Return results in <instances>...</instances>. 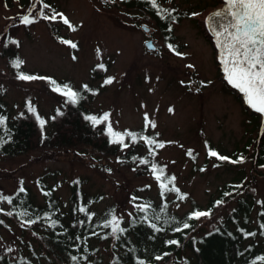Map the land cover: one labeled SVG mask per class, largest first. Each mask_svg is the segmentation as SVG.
I'll list each match as a JSON object with an SVG mask.
<instances>
[{
  "label": "rangeland",
  "instance_id": "374dc122",
  "mask_svg": "<svg viewBox=\"0 0 264 264\" xmlns=\"http://www.w3.org/2000/svg\"><path fill=\"white\" fill-rule=\"evenodd\" d=\"M24 1L0 0V97L13 113L22 109L27 99L35 100L46 114L59 106L66 95L51 86L50 76L71 79L76 85H99L108 76L112 82L89 106L108 111L119 130L146 127L149 133H156L164 145L158 160L175 175L185 194L183 199L172 195L171 207L179 213L194 205L206 208L227 182L243 181L255 190L254 196L242 195L252 205L248 225H257L258 214L264 209V161L256 168L251 156L258 136L264 132V121L246 108L225 81L217 50L202 31L199 21L215 0H170L190 11L189 17L174 25L176 41L181 45L174 48L149 18L133 15L113 5V0ZM29 14L35 22L21 23L22 16ZM54 14H63L71 27L59 16L55 20L44 18ZM143 23L151 27L149 32L142 28ZM8 35L19 39L24 66L36 73V79H19L20 75L10 72L1 52ZM147 38L154 39L159 53L147 50ZM100 61L109 67L105 75L96 77L92 68ZM210 151L232 160L238 157V162L210 156ZM94 157L100 158L99 163H93ZM47 171L64 201L70 194V180L82 176L88 191L103 193L95 208L115 204L123 217L132 212L137 194H159L157 173L140 171L133 164L123 163L118 155L48 145L22 155H0V189L11 192L23 182L41 198L37 178ZM238 205L237 199H226L200 220V230L222 224ZM5 221L9 226L0 227L1 249L13 248L14 254L30 247L39 250L36 241L27 242L29 235H23L19 225ZM103 245L100 243L101 253L107 259L110 252Z\"/></svg>",
  "mask_w": 264,
  "mask_h": 264
},
{
  "label": "trees",
  "instance_id": "16d2710c",
  "mask_svg": "<svg viewBox=\"0 0 264 264\" xmlns=\"http://www.w3.org/2000/svg\"><path fill=\"white\" fill-rule=\"evenodd\" d=\"M156 3L155 8L149 0H113L112 4L140 18H149L169 46L180 47L174 25L190 16L189 9H182L170 0H156ZM221 3L222 0H215L199 21L210 41L212 35L205 19ZM51 27L57 38L56 24H51ZM19 46L17 37H6L1 52L6 57L7 66L13 74L34 77L36 73L24 66ZM17 60L23 62L19 67L13 63ZM108 67L107 62H97L92 73L96 77L103 76ZM109 78L105 76L99 85L88 82L76 85L71 79L50 76L52 87L65 91L67 86L78 95L75 101L65 96L64 101L49 114L43 112L33 99L25 100L23 108L13 113L8 103L0 97V117L5 118L0 124V155H22L44 145L69 149L84 147L106 156L118 155L123 163L133 164L140 171L157 173L160 177L158 196L137 194L132 212L128 217H123L115 204L102 210L95 208L103 193L88 191L82 176L70 180L67 201L57 194V184L50 182V171L37 178L41 198L23 182L11 192L0 189V197H9L12 201L9 203L6 199H0V227L9 226L5 220L15 222L23 235H29L27 242L34 244L36 241L39 247V250L24 248L15 254L13 248H0V264H264V260L258 259L264 257V228L261 227L264 225V209L258 214L257 225L249 226L252 205L247 196L242 195L246 192L254 196L255 190L243 181L227 182L206 208L194 205L183 213L174 210L171 196L183 199L185 194L180 191L176 178L170 181L169 178L175 175L158 160L160 147L157 144H161V141L155 137L156 133H149L146 127L119 130L113 125L108 111L100 112L89 106L108 85L106 81ZM105 115L107 119H104ZM90 117H95L99 122H94ZM113 133L124 134L122 142H114L118 136ZM128 133L135 134V141ZM258 138L251 156L256 168L264 161V132ZM148 139L155 143L149 144ZM94 159L96 161L93 163H99L100 158ZM237 159L234 157L225 161L231 163ZM162 183L168 187L162 188ZM21 188L23 191H20ZM172 188L179 191H170ZM226 199H237L239 205L222 224L201 231L199 223L205 216L196 219L190 214L201 211L210 212L211 215ZM185 223L189 225L188 228H184ZM153 224L156 229L152 227ZM113 226L123 231L113 232ZM100 243L110 252L109 258L105 259L102 255Z\"/></svg>",
  "mask_w": 264,
  "mask_h": 264
},
{
  "label": "snow or ice",
  "instance_id": "6c2138e0",
  "mask_svg": "<svg viewBox=\"0 0 264 264\" xmlns=\"http://www.w3.org/2000/svg\"><path fill=\"white\" fill-rule=\"evenodd\" d=\"M149 2L154 8L157 7L156 0H149ZM226 4L227 8L224 11L214 14L217 17H223L227 14L231 18L230 21L223 26L222 32H216L218 38L223 37L219 43L222 48L221 60L224 64V71L227 74L226 78L229 83L245 94L247 103L251 107L258 112L264 113V0H226ZM45 7H47V5H45ZM30 15L31 14L22 16L21 23L27 25L35 22V17L30 18ZM58 16L65 24H69L71 27L70 22L63 14H54L51 17L44 18L55 20ZM209 19L211 20L212 18L210 17ZM213 31H215V28H213ZM64 43L76 47L71 41H64ZM169 47H171V45ZM13 63L15 67H19L23 62L17 60ZM99 67H103V65H99ZM18 78L23 80L36 79V77L25 74H21ZM111 82L112 78L106 81V83ZM84 87L87 86L85 85ZM65 89L64 95L75 101L78 94L67 86H65ZM56 91H60V88H57ZM4 119V117H0V124L4 122ZM90 119L96 123L99 122L95 117H90ZM104 119H107V115H105ZM41 124H43V121H41ZM152 126L155 127V124ZM109 131H111V128H109ZM113 134L118 136V139L114 140V142H122L124 134ZM128 135L135 141V134L128 133ZM148 143L153 144L155 141L148 139ZM124 146L127 147V145ZM163 146L162 143L157 144V147ZM188 155H192L191 151H189ZM209 155L218 157L221 160L228 159L227 157L219 156L215 151H210ZM143 162L147 163V161ZM233 162L235 163L238 161ZM153 167L155 168V165ZM157 179H160V177L157 176ZM169 179L170 181H174L175 177ZM161 187L166 189L168 186L162 183ZM169 190L179 191L175 188ZM20 191H23V188H21ZM0 199H6L9 203L12 202L9 197H0ZM217 203L219 204L220 202ZM0 211H2V209H0ZM81 211H83V209H81ZM190 215L192 218L198 219L201 216L210 215V212L195 211ZM31 222L34 223L35 221ZM152 227L156 229L155 224H153ZM188 227L189 225L185 223L184 228ZM261 227L264 228V225H261ZM117 230L123 231V229H118L116 226H113V232ZM176 231H180V229H176ZM247 235H255V233H248ZM168 243L175 244L177 241H169ZM258 259L264 260V257H259Z\"/></svg>",
  "mask_w": 264,
  "mask_h": 264
},
{
  "label": "water",
  "instance_id": "95a60500",
  "mask_svg": "<svg viewBox=\"0 0 264 264\" xmlns=\"http://www.w3.org/2000/svg\"><path fill=\"white\" fill-rule=\"evenodd\" d=\"M223 6H220L218 8H215L212 12H210L206 18V23H207V26L211 32V34L213 35V40L216 44V47L218 49V61L221 63V68H222V72L224 74V78L225 80L228 82L227 78H226V73L224 71V64H223V61L221 60V52H222V48L220 46V43L219 41L223 39V37H217L216 35V32H222L223 31V26L226 25L229 21H230V17L226 14L225 16L223 17H217L215 16L214 14L217 13V12H220V11H224L226 8H227V4H226V0H223ZM212 18L211 20L209 18ZM143 28L146 30V31H149L150 30V27L146 24H143L142 25ZM213 28H215V31H213ZM145 44L147 46V48L149 50H156L157 49V45L156 43L154 42V40L152 38L150 39H147L145 40ZM228 84L234 88L235 90H237L241 95L242 97L244 98V101H245V105L248 106L249 108H251L252 111L254 112H257V113H261V112H258L256 109H254L253 107H251L248 103H247V98L245 96V94L243 92H241L238 88L234 87L231 83L228 82ZM264 114V113H262Z\"/></svg>",
  "mask_w": 264,
  "mask_h": 264
},
{
  "label": "bare ground",
  "instance_id": "6f19581e",
  "mask_svg": "<svg viewBox=\"0 0 264 264\" xmlns=\"http://www.w3.org/2000/svg\"><path fill=\"white\" fill-rule=\"evenodd\" d=\"M223 6V5H222Z\"/></svg>",
  "mask_w": 264,
  "mask_h": 264
}]
</instances>
